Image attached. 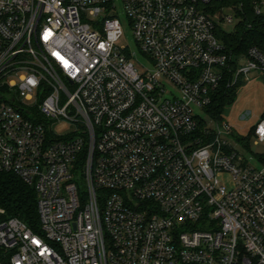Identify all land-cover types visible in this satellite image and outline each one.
<instances>
[{
  "label": "built area",
  "instance_id": "obj_1",
  "mask_svg": "<svg viewBox=\"0 0 264 264\" xmlns=\"http://www.w3.org/2000/svg\"><path fill=\"white\" fill-rule=\"evenodd\" d=\"M219 1L0 0V175L38 212L0 207V264H264V116L245 152L207 113L264 52H227Z\"/></svg>",
  "mask_w": 264,
  "mask_h": 264
},
{
  "label": "trees",
  "instance_id": "obj_2",
  "mask_svg": "<svg viewBox=\"0 0 264 264\" xmlns=\"http://www.w3.org/2000/svg\"><path fill=\"white\" fill-rule=\"evenodd\" d=\"M259 1L221 0L216 3L215 6L232 7L239 19L230 31L222 27L216 30L227 52L243 55L253 46L264 52V14L258 15L254 9ZM240 84L227 86L222 83L207 113L220 119L224 107L234 101ZM250 136L246 138V145H249ZM0 207L5 209L6 217H19L33 226L38 222L36 190L15 173L3 172L0 175Z\"/></svg>",
  "mask_w": 264,
  "mask_h": 264
},
{
  "label": "rangeland",
  "instance_id": "obj_3",
  "mask_svg": "<svg viewBox=\"0 0 264 264\" xmlns=\"http://www.w3.org/2000/svg\"><path fill=\"white\" fill-rule=\"evenodd\" d=\"M225 12L234 17V23L227 24L225 28L230 31L237 23L238 17L233 10H226ZM122 21L124 35L119 43L128 46L131 50L139 53L138 55L140 56L141 54L134 39L133 31L127 21L124 20V15H122ZM240 82L241 84L237 89L234 101L224 107L222 117L234 129L235 133L231 139L233 146L240 151L250 152L240 143L238 137L248 135L264 116V71L260 69L251 70L247 75L243 76V81H239L238 83ZM171 87L172 85H169V88ZM51 123L53 132L58 135L75 130V124L67 119L53 120ZM249 144L256 152L264 151V141L255 145V138L252 137ZM227 184L229 185V182Z\"/></svg>",
  "mask_w": 264,
  "mask_h": 264
}]
</instances>
